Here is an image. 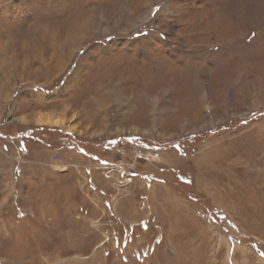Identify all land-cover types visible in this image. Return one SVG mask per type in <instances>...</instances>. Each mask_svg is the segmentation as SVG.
Segmentation results:
<instances>
[{
    "label": "rangeland",
    "instance_id": "374dc122",
    "mask_svg": "<svg viewBox=\"0 0 264 264\" xmlns=\"http://www.w3.org/2000/svg\"><path fill=\"white\" fill-rule=\"evenodd\" d=\"M0 51V264H264V0H0Z\"/></svg>",
    "mask_w": 264,
    "mask_h": 264
},
{
    "label": "bare ground",
    "instance_id": "6f19581e",
    "mask_svg": "<svg viewBox=\"0 0 264 264\" xmlns=\"http://www.w3.org/2000/svg\"><path fill=\"white\" fill-rule=\"evenodd\" d=\"M70 29H71V27H69ZM114 28V27H113ZM70 31V30H69ZM72 31V30H71ZM72 33V32H71ZM51 39H53V41H54V45L56 46L57 45V42H59L58 41V39L57 38H51ZM21 44H22V41H21ZM34 43H29V41H23V46L21 47L22 49L21 50H26L28 47H30V46H28V45H31V46H33V49L35 48L36 49V46L35 45H33ZM77 44V43H76ZM2 45V44H1ZM53 45V46H54ZM8 46H9V44H8ZM52 46V47H53ZM54 46V47H55ZM58 46V45H57ZM78 46V45H77ZM2 48V47H1ZM29 49V48H28ZM59 49V48H58ZM6 50V49H5ZM7 51V50H6ZM9 51V50H8ZM1 52V51H0ZM9 52H7V54H8ZM9 55V54H8ZM2 56H4V55H2ZM38 57V56H37ZM15 59V58H14ZM4 60V59H3ZM218 62H219V60H217ZM8 62V61H7ZM217 62V63H218ZM49 62H46L45 63V60H43V59H41L40 57H38V70H42V69H44V67H46L47 66V64H48ZM217 68H220V70H222L223 69V67L219 64L218 66H217ZM216 68V69H217ZM219 70V71H220ZM212 71V70H211ZM211 71H209V72H207L206 73V78L208 79V82L210 83L212 80H213V77H214V75H213V73L211 72ZM224 82H226V83H228L227 82V80L225 79L224 80ZM210 84H208V87H207V89H206V93L204 94V98L205 99H203V100H205L206 102H207V106H210L211 107V109L213 108V102H211L209 99L211 98V93H210ZM226 106V105H225ZM97 108V107H96ZM91 109V108H90ZM90 111V110H89ZM96 115V114H95ZM50 117V116H49ZM47 117V118H38V119H36V123H38V124H46V125H52V126H59V127H61V128H65V129H70V127L67 125H65L64 124V122L61 120V119H59V118H52V117ZM94 117V116H93ZM93 119V118H92ZM102 120V119H101ZM136 152V151H135ZM141 152V151H140ZM140 154V153H139ZM145 155H148L150 158H151V160H156V159H167L168 161H171L172 163L174 162V161H176L175 159H172L173 158V153L172 152H162V153H154V152H149V153H146V154H142V156L144 157ZM173 155V156H172ZM204 157H206V156H204ZM207 159H209V157H206ZM205 159V158H204ZM206 159V160H207ZM136 163V162H135ZM206 165V167H209V169H212V164L208 161V164H205ZM204 166V165H203ZM122 168V169H121ZM94 169H103V170H105V174L106 175H109V178H114L113 177V170L115 171V170H117V174H118V176H120V174L122 173L123 174V178H124V181H123V183H127V182H130V181H132V179L130 178V177H132L129 173H127L128 172V170H126V173H124L125 171V168H123V167H121V165L120 164H118V165H114V167H113V170H110V171H107V168H104V166H101V167H99V166H96ZM244 169V168H243ZM247 170V169H246ZM107 171V172H106ZM212 172H213V169H212ZM211 172V173H212ZM215 172H216V174L217 175H221V174H224V171L222 172V170L219 168V167H215ZM204 173H208V175H210L211 176V174H210V172L209 171H206V172H204ZM242 174H244L245 175V173H242ZM225 176H227L228 178H229V180L231 179V178H234V177H236L235 176V174H234V170H231V173H229V174H227V173H225L224 174ZM130 176V177H129ZM213 176V175H212ZM211 176V178L212 179H214L213 177ZM218 177V176H217ZM219 178V177H218ZM241 178V177H240ZM234 180H235V178H234ZM238 180V179H237ZM115 181H116V179H114L113 180V184L115 183ZM209 181V180H208ZM208 181H206V182H208ZM212 181H214V180H211V182H208L207 184H211L212 183ZM216 181V180H215ZM117 183L119 182V181H116ZM235 182V181H234ZM230 183V182H229ZM205 184V183H204ZM118 185V184H117ZM213 185V184H212ZM233 185H237V183H235V184H233ZM208 186V185H207ZM206 186V187H207ZM238 186H242V185H238ZM229 187V186H228ZM232 187V186H231ZM230 187V188H231ZM120 189H126L127 191H129V189L128 188H126V187H124V188H120ZM120 189H118V190H120ZM209 190V189H208ZM214 190H218V189H215L214 188ZM119 192V191H118ZM210 192V191H209ZM216 193V192H215ZM219 202V201H218ZM221 205H223V206H225L224 205V203H222V202H219ZM250 206V205H249ZM118 217V216H117ZM120 217V216H119Z\"/></svg>",
    "mask_w": 264,
    "mask_h": 264
},
{
    "label": "built area",
    "instance_id": "2783aa9c",
    "mask_svg": "<svg viewBox=\"0 0 264 264\" xmlns=\"http://www.w3.org/2000/svg\"><path fill=\"white\" fill-rule=\"evenodd\" d=\"M149 152L158 153V151H155V150H151V149H149V150H146V151H145V154H146V153H149ZM143 154H144V153H143ZM99 163H100L102 166H105V167H108V166H110V165L112 164L111 161L108 160V159H105V160L99 161ZM124 173H125V172H124ZM127 173H129L131 176H134V172H133V171H128ZM121 176H123V174H121Z\"/></svg>",
    "mask_w": 264,
    "mask_h": 264
}]
</instances>
